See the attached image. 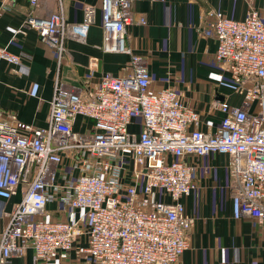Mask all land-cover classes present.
Returning <instances> with one entry per match:
<instances>
[{
    "label": "built area",
    "instance_id": "obj_1",
    "mask_svg": "<svg viewBox=\"0 0 264 264\" xmlns=\"http://www.w3.org/2000/svg\"><path fill=\"white\" fill-rule=\"evenodd\" d=\"M36 8L40 0H25ZM103 51L131 56L128 72L104 75L92 87L57 81L47 128L0 112V190L25 191L0 234V264H12L28 249L35 263L63 259L86 237L78 256L91 264H181L195 219L183 199L195 190L187 156L229 157L228 173L240 213L264 222V18L250 8L241 21L207 14L216 41L215 58L243 93L240 106L218 104L223 119L214 133L198 129L199 114L172 89L150 91L147 60L125 47L126 28L137 21L132 0H101ZM95 9L83 7L82 22L67 25L61 13L26 18L16 35L37 32L61 62L67 39L86 38ZM18 66L19 55L0 47V63ZM78 117L92 129L75 132ZM138 121V134L128 128ZM67 153L82 166L74 180L56 183ZM131 166V183L120 178ZM82 211L75 223L45 218L50 199Z\"/></svg>",
    "mask_w": 264,
    "mask_h": 264
},
{
    "label": "crops",
    "instance_id": "obj_2",
    "mask_svg": "<svg viewBox=\"0 0 264 264\" xmlns=\"http://www.w3.org/2000/svg\"><path fill=\"white\" fill-rule=\"evenodd\" d=\"M100 4L101 0H40L34 8L25 0H0V47L21 57L15 67L0 63V112L4 118L13 115L36 128H47L57 81L95 87L106 74L120 77L129 71V54L103 51ZM85 5L95 9L94 22L85 39L66 40L68 55L61 62L36 31L16 35L31 15L46 18L61 13L67 25H78ZM250 8L264 18V0H132L135 19L143 18L146 24L126 28L125 47L147 60L150 91L172 89L179 93L183 104L199 114L198 129L202 132L218 129L224 116L218 104L240 106L243 100L229 71L215 58L217 45L207 14L218 11L241 21ZM73 129L90 131L92 121L78 117ZM128 130L137 135L138 121L134 120ZM63 157L56 177L58 185L74 180L83 169L71 155L65 153ZM184 163L192 169L196 188L183 204L195 223L181 264H264V222L240 213L228 173L229 157L187 156ZM126 170L128 173L120 178L123 187L131 183V166ZM24 191L25 186H20L16 195L0 190V234ZM81 214V210H72L53 198L47 203L45 218L75 223ZM85 246L86 237L81 236L65 258L51 263H35L34 253L28 249L12 259V264H91L78 256Z\"/></svg>",
    "mask_w": 264,
    "mask_h": 264
}]
</instances>
